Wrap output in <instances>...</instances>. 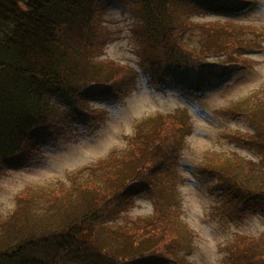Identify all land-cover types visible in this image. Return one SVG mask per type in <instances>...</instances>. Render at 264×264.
<instances>
[{"label":"trees","instance_id":"trees-1","mask_svg":"<svg viewBox=\"0 0 264 264\" xmlns=\"http://www.w3.org/2000/svg\"><path fill=\"white\" fill-rule=\"evenodd\" d=\"M106 1L0 0V176L36 154L44 136L65 135L66 116L56 101L72 103L75 115L85 123L94 117L85 103L113 100L124 93L130 69L96 58L107 39L100 25ZM138 1L144 17L141 28L152 44L163 83L188 93L199 95L225 81L235 69L249 68L254 61L247 55L261 50L264 29L256 26L229 23L224 27L226 38L200 48L185 39L191 17L239 16L251 8L253 0ZM199 27L209 34L223 31L212 23ZM213 53L224 58L211 61ZM246 100L239 109L249 110ZM224 112L240 113L235 108ZM189 124L181 116L146 117L135 124L127 148H115L95 165L70 175L69 188L58 186L53 193L29 189L19 194L14 212L1 222L0 264H67L73 251L80 256L100 252L116 260L115 264L172 263L169 246L177 238V215L161 214L153 191L156 176L166 174V168L174 164ZM258 125V134L232 132L231 137L241 144L264 145V110ZM239 159L212 153L200 169L202 177L223 186L227 196L223 212L234 219L264 207V176L249 160L246 173ZM231 170L245 179H236ZM141 195L153 200L157 215L120 228L126 243L119 250L102 248V230L119 235L110 219ZM149 240L154 243L143 247ZM228 250L230 260L264 264V234L241 236Z\"/></svg>","mask_w":264,"mask_h":264},{"label":"rangeland","instance_id":"rangeland-1","mask_svg":"<svg viewBox=\"0 0 264 264\" xmlns=\"http://www.w3.org/2000/svg\"><path fill=\"white\" fill-rule=\"evenodd\" d=\"M102 6L100 25L107 39L96 58L103 63L128 67L132 72L129 83L124 93L113 100L85 103L94 115L85 123L75 115L72 103L56 101L66 116L65 135L44 136L38 142L36 154L0 176V234L1 222L14 212L19 194L29 189L53 193L51 190L58 186L69 188L70 175L95 165L115 148H127L137 122L165 114L181 116L190 123L174 164L166 168V174L156 176L157 187L153 191L160 202L161 214L177 215V238L169 246L174 259L170 264H241L236 258L230 260L228 247L235 245L241 236L258 238L264 234V207L249 211L240 219L230 218L223 212L222 205L227 198L223 186L216 179L202 177L200 169L208 155L217 153L228 160L239 157L246 173V161H254L257 171L264 176V145L241 144L231 137L232 132H259L264 110V39H259L262 46L258 47L259 52L247 55L254 61L249 68H237L225 81L215 83L201 95H194L163 83L152 44L141 28L144 17L138 0H107ZM189 22L191 29L185 39L191 46L200 48L214 39L226 38L224 27L229 23L264 29V0H253L251 8L239 16L199 14ZM207 23L220 26L223 31L209 34L198 28ZM218 54L213 53L211 61L224 58ZM243 100L250 101L246 105L249 110L239 109L243 108L239 104ZM234 108L240 111L236 116L224 112ZM229 172L236 179H245L237 170ZM156 215L151 198L146 195L133 198L127 208L108 222L119 235L102 230L100 246L109 252L119 250L126 243L120 228L134 227L136 222ZM152 243L154 240L144 242L143 247L148 248ZM65 261L67 264L118 263L94 251L85 256L73 251Z\"/></svg>","mask_w":264,"mask_h":264}]
</instances>
